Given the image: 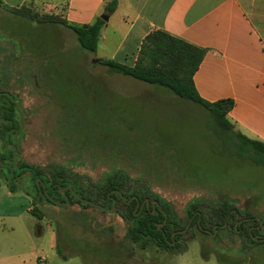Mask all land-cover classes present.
<instances>
[{
	"label": "rangeland",
	"instance_id": "rangeland-1",
	"mask_svg": "<svg viewBox=\"0 0 264 264\" xmlns=\"http://www.w3.org/2000/svg\"><path fill=\"white\" fill-rule=\"evenodd\" d=\"M47 5L30 4L19 13L0 5V231L32 233L47 264H218L240 247L226 229L209 240L189 226L177 248L162 251L152 242L143 247L126 238L118 205L106 209L99 200L101 210L68 199L34 201L36 181L19 166L26 164L63 166L91 185L109 171H122L130 186L147 185L183 220L193 198L228 195L262 220L257 235L264 237V166L233 153L234 131L218 128L207 110L166 89L109 73L71 31L34 20L51 15ZM5 95L16 108L12 126L2 116ZM14 177L23 178V191L14 183L10 190ZM67 187L79 196L73 182ZM8 215L20 217L8 221ZM38 224L45 233L36 237ZM241 261L264 264V246L250 248Z\"/></svg>",
	"mask_w": 264,
	"mask_h": 264
},
{
	"label": "crops",
	"instance_id": "crops-1",
	"mask_svg": "<svg viewBox=\"0 0 264 264\" xmlns=\"http://www.w3.org/2000/svg\"><path fill=\"white\" fill-rule=\"evenodd\" d=\"M112 1L115 9L106 13ZM42 2L52 11L48 16L69 24L108 16L92 53L97 60L133 66L142 40L153 31L205 49L192 77L197 94L210 103L232 99L227 119L233 131L264 144V0H0L1 6L15 10ZM36 228L34 236L45 233L43 226ZM32 235L25 229H2L0 264H47ZM55 243L52 234L51 250Z\"/></svg>",
	"mask_w": 264,
	"mask_h": 264
},
{
	"label": "trees",
	"instance_id": "trees-1",
	"mask_svg": "<svg viewBox=\"0 0 264 264\" xmlns=\"http://www.w3.org/2000/svg\"><path fill=\"white\" fill-rule=\"evenodd\" d=\"M115 6L116 2L112 1L105 7V12L112 13ZM9 11L19 13V10L11 8ZM34 20L38 23L48 22L68 29L72 32L78 46L89 53L96 51L100 30L104 25L101 18L84 25L69 24L52 16L34 18ZM205 52V49L193 46L164 32L153 31L142 40L133 66L103 59L98 60V63L105 66L109 73L120 74L148 85L166 89L180 99L199 105L208 111L211 121L218 128L222 127L232 133L233 127L228 122L227 114L234 105L233 100L223 99L212 103L204 101L193 86L192 77ZM6 100L8 104L3 107L2 116L12 126L16 108L9 98ZM233 134L237 141L231 143L230 147L233 153L256 165L264 166V144L250 140L239 132H233ZM19 166L20 169H24V172L31 171L32 180L39 179L38 183H34L37 200L32 198L36 202L43 198L45 202L51 204L56 201L64 203L67 198V204H79L85 208L92 207L81 202L78 198L72 197L71 188L67 187L70 182H73L75 188H78L79 196L89 203L100 200L101 203L103 202L104 208L110 209L111 199H115L116 205H118L115 211L126 225V238L133 243L140 242L143 247L152 242L157 249L162 251L177 248V243L184 236L183 231L187 225L189 229L194 227L209 240L214 239L212 238L213 234L219 237L218 232H221L222 228L230 231L239 240L240 247L238 249L228 250L231 260H217L218 264H240L241 260L245 258L247 250L264 246V240H262L264 237L261 238L257 235L259 232L257 227L260 226L262 220L254 218L249 211L240 210L237 206L238 201L228 195L215 199L193 198L185 207V219L183 220L178 217L169 202L152 192L147 185L134 188L130 186L128 176L122 171H109L101 181L97 182L99 185H91L80 180L76 174L63 166L48 168H31L26 164ZM11 184L10 190L15 191L16 186ZM26 193L29 195L28 192ZM130 198H132L131 202L127 203ZM144 199L157 202V208L143 209L139 212L138 209H135L136 201L141 202ZM30 213L34 215L35 208H32ZM38 218L41 217L38 216ZM184 223L185 226L182 227ZM224 224L225 226L222 227ZM254 224L256 226H253ZM216 254L226 255L224 252ZM204 259L207 260L208 256L205 255Z\"/></svg>",
	"mask_w": 264,
	"mask_h": 264
},
{
	"label": "flooded vegetation",
	"instance_id": "flooded-vegetation-1",
	"mask_svg": "<svg viewBox=\"0 0 264 264\" xmlns=\"http://www.w3.org/2000/svg\"><path fill=\"white\" fill-rule=\"evenodd\" d=\"M1 93V92H0ZM3 94H5V93H3ZM5 97L6 98H8L6 95H5ZM11 145L14 147V145H16V142H11L9 145H8V148L9 149H12V147H11ZM15 178V177H14ZM13 178V179H14ZM17 183L19 182V179H17V181H16ZM12 183H13V180H12ZM70 194L72 195V197H74V198H78L80 201H81V199L82 198H80L79 196L77 197V196H74L72 193H71V191H70ZM77 194V193H76ZM78 195V194H77ZM67 199V198H66ZM84 200V199H83ZM131 200H132V198H130V200H128V202L127 203H130L131 202ZM86 201V200H85ZM81 202H83V201H81ZM111 202H112V205L114 204V207L116 206V204H117V201L115 200V199H111ZM152 202L153 201H150L149 199H144V200H142L141 202H138V201H136V205H135V209H138L139 210V212H141L143 209H146V210H149V209H153V207H152ZM89 205H91L92 207H96V208H99V209H102V210H104L102 207H100V205L98 204V203H96V202H91ZM113 207V208H114ZM154 208H157V206L154 204ZM248 220V219H247ZM187 227V226H186ZM187 229V228H186ZM185 231V230H184Z\"/></svg>",
	"mask_w": 264,
	"mask_h": 264
},
{
	"label": "water",
	"instance_id": "water-1",
	"mask_svg": "<svg viewBox=\"0 0 264 264\" xmlns=\"http://www.w3.org/2000/svg\"><path fill=\"white\" fill-rule=\"evenodd\" d=\"M100 18L103 20V21H107V19H108V16L107 15H102V16H100ZM95 62H98V60H95ZM13 142H16V140H13ZM11 147L13 148V146L11 145ZM16 160V156H15V154H13V161H15ZM30 174H31V172H28V175L30 176ZM26 176H24V178H25ZM17 179H19V182L17 183L16 181H17ZM36 181V183H38L39 182V179H36L35 180ZM22 182H23V178L22 177H17V178H14L13 179V183L14 184H16V186H17V190H21V191H23V188H22ZM69 188V187H68ZM33 198V197H32ZM41 201H44V199L42 198V200ZM81 201H83V202H85V203H87V204H90L88 201H85V200H83V199H81ZM66 202H67V200H66ZM154 204L157 206L158 204H157V202H152V207L154 208ZM112 210V209H111ZM154 213V212H153ZM237 217V216H236ZM260 225H261V223H260ZM225 226V224L222 226V227H224ZM187 227H188V225H187ZM186 227V228H187ZM184 232V231H183ZM262 240H264V239H262Z\"/></svg>",
	"mask_w": 264,
	"mask_h": 264
},
{
	"label": "built area",
	"instance_id": "built-area-1",
	"mask_svg": "<svg viewBox=\"0 0 264 264\" xmlns=\"http://www.w3.org/2000/svg\"><path fill=\"white\" fill-rule=\"evenodd\" d=\"M40 263H41V264H44V262H43V261H40Z\"/></svg>",
	"mask_w": 264,
	"mask_h": 264
}]
</instances>
